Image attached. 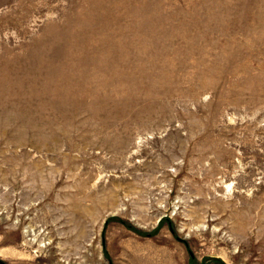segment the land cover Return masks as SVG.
<instances>
[{"label":"rangeland","instance_id":"obj_1","mask_svg":"<svg viewBox=\"0 0 264 264\" xmlns=\"http://www.w3.org/2000/svg\"><path fill=\"white\" fill-rule=\"evenodd\" d=\"M0 264H264V0H0Z\"/></svg>","mask_w":264,"mask_h":264}]
</instances>
